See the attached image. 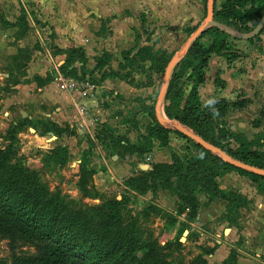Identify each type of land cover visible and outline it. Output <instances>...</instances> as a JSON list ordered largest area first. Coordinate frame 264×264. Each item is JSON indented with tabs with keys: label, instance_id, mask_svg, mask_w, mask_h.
<instances>
[{
	"label": "rangeland",
	"instance_id": "1",
	"mask_svg": "<svg viewBox=\"0 0 264 264\" xmlns=\"http://www.w3.org/2000/svg\"><path fill=\"white\" fill-rule=\"evenodd\" d=\"M208 1L0 0V147L9 154L0 175L10 190L5 193L26 208L34 224L52 226L54 237L73 247L82 264H206L212 249L203 248L208 241L202 234L228 236L240 210L251 208L248 198L264 203V180L229 164L216 171L219 198L201 186L190 194L192 203L198 201L196 211L180 198L186 183L144 182L155 165L172 162L175 154L185 171L191 169L197 143L176 136L172 124L165 125L169 133L155 129L165 75L151 73L148 80L124 61V53L133 58L150 47L171 61L181 56L194 29L207 20ZM250 29L243 35L256 28ZM221 30L232 41L233 58L245 55L237 53L233 33ZM59 76L96 86L98 106L110 110L108 116L92 114L88 129L78 121L63 123L57 109L66 93ZM185 77L187 96L191 83ZM250 84L246 95L258 100L261 84ZM241 97L246 96L234 102ZM262 108L231 109L215 121L225 149L240 148L236 134L251 151L264 153V119L260 128L255 125ZM43 123L59 124L66 133H47ZM82 165H88L84 173ZM258 209L263 207L251 208L246 221L263 220L264 209ZM50 243L0 236V261L37 257Z\"/></svg>",
	"mask_w": 264,
	"mask_h": 264
},
{
	"label": "trees",
	"instance_id": "2",
	"mask_svg": "<svg viewBox=\"0 0 264 264\" xmlns=\"http://www.w3.org/2000/svg\"><path fill=\"white\" fill-rule=\"evenodd\" d=\"M216 1V0H215ZM264 18V0H227L220 11H215L214 21L217 26L209 27L203 36L192 46L190 52L185 59L179 64L173 73L172 81L169 87L168 95L164 105L166 119L174 126H181L201 137L208 143L222 149L230 155L234 160L242 163L264 169V153L259 151H251L246 147V143L242 136L234 134L240 144V148L236 151L225 149L222 145V137L220 133H216L215 121L223 119L231 109L243 111L252 102L248 99H240L237 102H229L223 98H215L206 109H202L199 98V87L205 81V70L208 67V59L211 55L227 56L229 60H233L232 47L229 43V35L222 31L223 27L226 31L243 35L251 31L250 28H257L261 20ZM249 25L251 27H249ZM198 28L194 29V33ZM250 30V31H249ZM207 36H214L215 40L209 48H204L201 40ZM72 52V51H71ZM73 53V52H72ZM124 61L129 65L136 67L143 73L148 80L152 79L151 73L164 74L171 62V59L166 55H154L150 47L140 49L133 58L129 52L124 53ZM151 63L150 68L141 67V64ZM192 70L188 80L193 82L190 93L186 96L182 88V80L184 75ZM156 127L159 131L170 132L165 128L166 124H161L156 116L153 115ZM264 119V106L260 113V119L255 123L257 128L262 126L261 120ZM47 127V133H52L59 137L66 133V130L57 124H44ZM49 126V128H48ZM178 137L194 142L186 137L180 130L174 132ZM150 139L153 138V132H149ZM205 155H201V153ZM9 154L6 150L0 147V170ZM195 162L190 163L191 169L185 171L184 161L177 155H173L171 165H155L153 171L145 178L144 182L154 183L169 182L171 179L177 178L179 182L186 183L184 189L188 191V198L184 194H180V198L190 205L189 210L196 211L197 202L192 203L190 194L200 186L204 192L216 199L220 197L223 191L219 188L215 179L218 178L217 170L228 164L219 156L214 155L204 148L196 144V155L193 158ZM86 168V169H85ZM88 165L81 166V173H84ZM210 171H213L210 174ZM244 172V171H243ZM257 179L264 180V177L252 174ZM150 177V178H149ZM141 179H131L132 183H136ZM151 181V182H150ZM145 183V184H146ZM5 187L0 175V236L7 239L21 237L26 240H34L38 237L50 241L41 255L19 259L17 264H82L77 256V252L73 247L54 237V229L50 225H36L30 219V213L26 208L16 202H11L6 196ZM150 188H147L149 190ZM149 192V191H148ZM227 200L225 197H221ZM0 264H9L2 260ZM207 264V263H206Z\"/></svg>",
	"mask_w": 264,
	"mask_h": 264
},
{
	"label": "crops",
	"instance_id": "3",
	"mask_svg": "<svg viewBox=\"0 0 264 264\" xmlns=\"http://www.w3.org/2000/svg\"><path fill=\"white\" fill-rule=\"evenodd\" d=\"M226 1L227 0H216L215 11H220ZM232 35L233 44L239 51L237 53L240 54L241 50L245 52V55L240 54L242 57L234 60H229L227 56H218L216 54L210 56L208 59V67L205 70V81L199 87L200 104L202 109H206L210 104L209 102L217 97L226 99L229 102H234L239 98V95L243 94L246 96L244 99L251 100V95H246L250 92V90H248V85L253 82H260L261 89L258 100L252 99V103L245 109L246 113H250V110L257 111L264 106V29L256 39L254 38L249 41L241 39L238 34L233 33ZM214 40V36H207L201 40V44L204 48H209ZM230 42L232 43V41ZM187 73L186 77L188 76L189 78L192 74V70H189ZM218 78L222 83L218 82ZM190 83L191 91L193 82L190 81ZM64 95V99H62L64 105L58 107V115L63 123L71 124V121H78L81 123V117L77 109L79 97L68 93ZM97 95L98 92H96L92 99L87 101L89 107L88 119L92 118V114H99L100 116H104V114L108 116L109 114L110 110H104L98 106ZM42 98H45V96H42L41 99ZM241 99H243V97H241ZM164 105L162 115H165ZM146 114L149 115V113ZM108 124L110 125L111 122ZM86 129L88 128L86 127ZM131 134L133 135V131H131ZM121 143L122 145L125 144L124 141H121ZM131 144L132 146L136 145V143ZM102 147L103 146H100L101 149H103ZM162 149H166V151L170 150L169 147H164ZM152 154H154L153 156L156 159L159 158L155 153ZM175 155L179 156L178 154ZM129 157L132 158L136 156L130 155ZM114 158L118 157L114 156ZM172 162H167L165 164L159 163H161L160 165H171ZM156 163L158 162L156 161ZM245 198L248 197L245 195ZM248 200H250L252 209L257 207H263L264 209V203L257 204L254 202L253 204L250 198H248ZM214 202H211L210 205L214 204ZM251 208L240 210V218L237 220V223L230 228L228 236L222 238V236L216 232L213 234H202L208 241L207 246L204 245L203 248L212 249L211 254L206 258L208 259L207 264H264V219L260 220L262 219L260 217L259 220L253 221L252 224L246 221L245 215L251 211ZM263 209L258 210L261 213ZM232 257L234 258L233 261Z\"/></svg>",
	"mask_w": 264,
	"mask_h": 264
},
{
	"label": "water",
	"instance_id": "4",
	"mask_svg": "<svg viewBox=\"0 0 264 264\" xmlns=\"http://www.w3.org/2000/svg\"><path fill=\"white\" fill-rule=\"evenodd\" d=\"M214 15H215V0H209L208 1V17H207L205 24H203V26L200 29H198V31L189 40V42L187 43V45L185 47L184 53L181 56L174 57L173 60L170 62L167 70H166L165 84H164V86L160 92V95L158 98V103L156 105L157 119L161 124H170V122L166 118L163 117L162 110H163V105L165 104V101H166V98L168 95V91H169V87H170V84L172 81L173 73L176 70V68L179 66V64L188 55L192 46L203 36V34L206 32V30L209 27L217 26V23L214 21ZM220 28L224 29L223 27H220ZM263 29H264V18L261 20L258 27L251 34L240 35V38L244 39V40H248V41L252 40V39L256 38L262 32ZM175 127H176V129L180 130L186 137H188L189 139L196 142L197 145L201 146L206 151H208L214 155H219L227 164H229L235 168L248 171L252 174L264 177V169H261V168L255 167V166H251V165L242 163L240 161L234 160L230 155L225 153L222 149L208 143L207 141H205L201 137L195 135L194 133L190 132L189 130L182 128L181 126H175Z\"/></svg>",
	"mask_w": 264,
	"mask_h": 264
},
{
	"label": "built area",
	"instance_id": "5",
	"mask_svg": "<svg viewBox=\"0 0 264 264\" xmlns=\"http://www.w3.org/2000/svg\"><path fill=\"white\" fill-rule=\"evenodd\" d=\"M25 1L27 2L34 0ZM57 80L62 91L70 95H77L79 97L80 100L78 99L79 105L77 106V109L81 117V126L84 129H86V127L89 128L93 122V119L87 118L89 114V107L87 101L95 96L97 89L96 86H94L89 81L79 82L74 79H66L62 76H59Z\"/></svg>",
	"mask_w": 264,
	"mask_h": 264
},
{
	"label": "clouds",
	"instance_id": "6",
	"mask_svg": "<svg viewBox=\"0 0 264 264\" xmlns=\"http://www.w3.org/2000/svg\"><path fill=\"white\" fill-rule=\"evenodd\" d=\"M209 103H212V101H210Z\"/></svg>",
	"mask_w": 264,
	"mask_h": 264
}]
</instances>
